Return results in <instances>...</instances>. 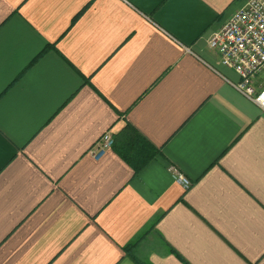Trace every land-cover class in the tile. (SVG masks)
I'll list each match as a JSON object with an SVG mask.
<instances>
[{
	"label": "crops",
	"instance_id": "crops-1",
	"mask_svg": "<svg viewBox=\"0 0 264 264\" xmlns=\"http://www.w3.org/2000/svg\"><path fill=\"white\" fill-rule=\"evenodd\" d=\"M248 1L0 0V264H264V112L208 45Z\"/></svg>",
	"mask_w": 264,
	"mask_h": 264
},
{
	"label": "built area",
	"instance_id": "built-area-1",
	"mask_svg": "<svg viewBox=\"0 0 264 264\" xmlns=\"http://www.w3.org/2000/svg\"><path fill=\"white\" fill-rule=\"evenodd\" d=\"M208 45L219 55L220 64L240 77L234 88L264 112V0H249L223 27L211 34ZM115 139L105 133L92 155L100 159L112 149ZM169 171L185 188L191 182L176 167Z\"/></svg>",
	"mask_w": 264,
	"mask_h": 264
},
{
	"label": "trees",
	"instance_id": "trees-1",
	"mask_svg": "<svg viewBox=\"0 0 264 264\" xmlns=\"http://www.w3.org/2000/svg\"><path fill=\"white\" fill-rule=\"evenodd\" d=\"M128 130H130L133 133V135H134L133 136L134 139L133 138L131 139L132 140V146L133 147L138 146L140 148L141 145L143 147H144V145H146L145 142L141 139V137H139L138 134L135 133V131L133 129H131L130 127H128ZM135 136H137L136 139H135ZM116 143H117V141L115 139V145H114L115 148H117ZM142 166H144V164ZM142 166L140 168H138V169L140 170L142 168Z\"/></svg>",
	"mask_w": 264,
	"mask_h": 264
}]
</instances>
